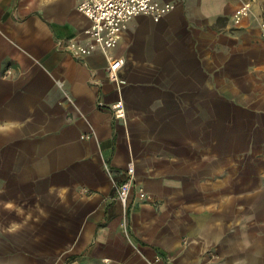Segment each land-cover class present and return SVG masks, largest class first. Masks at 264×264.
<instances>
[{
    "label": "crops",
    "instance_id": "obj_1",
    "mask_svg": "<svg viewBox=\"0 0 264 264\" xmlns=\"http://www.w3.org/2000/svg\"><path fill=\"white\" fill-rule=\"evenodd\" d=\"M155 1L120 94L77 0H0V264H264V0Z\"/></svg>",
    "mask_w": 264,
    "mask_h": 264
},
{
    "label": "built area",
    "instance_id": "obj_2",
    "mask_svg": "<svg viewBox=\"0 0 264 264\" xmlns=\"http://www.w3.org/2000/svg\"><path fill=\"white\" fill-rule=\"evenodd\" d=\"M173 9V4H159L155 0H77V11L90 21V26L84 31L89 42L83 46L71 47L68 51L75 60L83 63L87 57L100 52L107 61V80L113 83L117 92L121 94V89L126 84V81L119 77L124 61L111 59L109 54L118 45L127 23L137 16H147L154 22H159ZM250 14L251 2L242 3L235 11L232 21L237 23ZM259 31L264 43V20L259 21ZM57 46L62 49L61 42H58ZM110 109L115 118H125V106L121 96L110 106ZM106 170L109 171L108 168ZM133 186L134 169L130 164L126 169L124 181L114 184L115 200L122 206L124 214L135 199L148 198L142 188H139L132 198Z\"/></svg>",
    "mask_w": 264,
    "mask_h": 264
}]
</instances>
